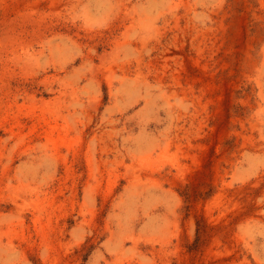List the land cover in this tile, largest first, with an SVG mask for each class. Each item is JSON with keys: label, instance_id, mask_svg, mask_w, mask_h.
I'll list each match as a JSON object with an SVG mask.
<instances>
[{"label": "rangeland", "instance_id": "obj_1", "mask_svg": "<svg viewBox=\"0 0 264 264\" xmlns=\"http://www.w3.org/2000/svg\"><path fill=\"white\" fill-rule=\"evenodd\" d=\"M0 264H264V0H0Z\"/></svg>", "mask_w": 264, "mask_h": 264}]
</instances>
